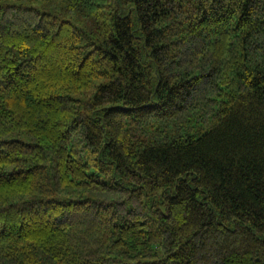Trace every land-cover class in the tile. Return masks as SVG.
Here are the masks:
<instances>
[{
	"label": "trees",
	"instance_id": "trees-1",
	"mask_svg": "<svg viewBox=\"0 0 264 264\" xmlns=\"http://www.w3.org/2000/svg\"><path fill=\"white\" fill-rule=\"evenodd\" d=\"M0 264H264V0H0Z\"/></svg>",
	"mask_w": 264,
	"mask_h": 264
}]
</instances>
